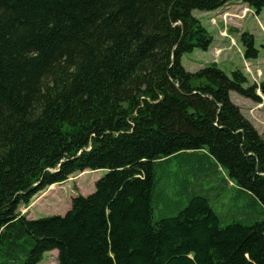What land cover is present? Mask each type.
Masks as SVG:
<instances>
[{"label":"trees","instance_id":"obj_1","mask_svg":"<svg viewBox=\"0 0 264 264\" xmlns=\"http://www.w3.org/2000/svg\"><path fill=\"white\" fill-rule=\"evenodd\" d=\"M233 2L264 10V0H0V264L52 251L57 264H264V138L229 96L264 109V78L181 64L212 43L192 11ZM240 41L256 59L253 36ZM96 170L106 173L94 191L63 215L21 214Z\"/></svg>","mask_w":264,"mask_h":264},{"label":"rangeland","instance_id":"obj_2","mask_svg":"<svg viewBox=\"0 0 264 264\" xmlns=\"http://www.w3.org/2000/svg\"><path fill=\"white\" fill-rule=\"evenodd\" d=\"M202 26L212 37L207 50L194 49L181 57V64L188 72L216 64L227 76L239 70L247 79V85L258 84L264 78V10L256 14L245 4L233 2L216 11H192ZM251 34L254 47L258 52L256 59L244 58V47L240 37ZM259 93V92H258ZM230 100L239 107L241 114L264 138V109L261 105L230 92ZM106 170L87 171L81 176L76 174L66 182L48 187L36 194L31 203L21 208V214L28 219H39L52 215H63L69 208L71 199L80 194L87 196L94 191L95 182ZM38 264H57V252L44 254Z\"/></svg>","mask_w":264,"mask_h":264}]
</instances>
